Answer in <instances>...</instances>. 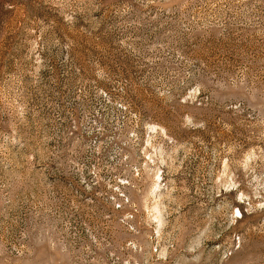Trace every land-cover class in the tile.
Returning a JSON list of instances; mask_svg holds the SVG:
<instances>
[{
	"label": "rangeland",
	"instance_id": "374dc122",
	"mask_svg": "<svg viewBox=\"0 0 264 264\" xmlns=\"http://www.w3.org/2000/svg\"><path fill=\"white\" fill-rule=\"evenodd\" d=\"M0 264H264V0H0Z\"/></svg>",
	"mask_w": 264,
	"mask_h": 264
}]
</instances>
